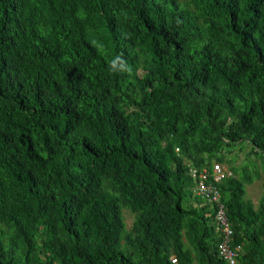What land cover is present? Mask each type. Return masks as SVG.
I'll return each instance as SVG.
<instances>
[{
    "label": "trees",
    "instance_id": "trees-1",
    "mask_svg": "<svg viewBox=\"0 0 264 264\" xmlns=\"http://www.w3.org/2000/svg\"><path fill=\"white\" fill-rule=\"evenodd\" d=\"M240 151L264 176V0H0V264H225L189 169ZM229 170L262 263L264 195Z\"/></svg>",
    "mask_w": 264,
    "mask_h": 264
},
{
    "label": "built area",
    "instance_id": "built-area-1",
    "mask_svg": "<svg viewBox=\"0 0 264 264\" xmlns=\"http://www.w3.org/2000/svg\"><path fill=\"white\" fill-rule=\"evenodd\" d=\"M189 174L195 182L193 192L201 198L203 204H207L214 209L212 217L215 230L220 236V242L217 246L219 257L225 264H240L238 259L241 253V246L233 245V229L227 217L225 205L221 200L220 191L216 185L217 182H220L225 177L226 171L219 163H214L211 171L205 168L191 167ZM171 262L176 263V258L171 257ZM255 264H264V262Z\"/></svg>",
    "mask_w": 264,
    "mask_h": 264
},
{
    "label": "rangeland",
    "instance_id": "rangeland-1",
    "mask_svg": "<svg viewBox=\"0 0 264 264\" xmlns=\"http://www.w3.org/2000/svg\"><path fill=\"white\" fill-rule=\"evenodd\" d=\"M242 146L246 148L247 145H243V143H240V144H237L235 147L242 148ZM244 154H245L244 151L243 152L240 151L238 154V157L236 158L235 153L230 152L229 154L225 155V158L226 160L231 161V163H226V164L219 163V164L225 171H230L229 170V166H230L233 169H239L240 172H242L240 168H242L244 164L248 165V171H246L245 174L253 177V181L250 184H245V192H246L245 197L251 200L254 206L257 207V205L259 204V200L264 195V176L262 174V170L261 172L259 171V173H257L258 170L260 169L259 167H257L256 161H254L251 158L247 159L244 156ZM240 174L241 173H239L238 176H240ZM257 175H258V178H257ZM123 218H124L126 227L128 228L132 224L134 217L130 213V211H128L127 209H124Z\"/></svg>",
    "mask_w": 264,
    "mask_h": 264
},
{
    "label": "clouds",
    "instance_id": "clouds-1",
    "mask_svg": "<svg viewBox=\"0 0 264 264\" xmlns=\"http://www.w3.org/2000/svg\"><path fill=\"white\" fill-rule=\"evenodd\" d=\"M116 59H119L121 61L120 69L125 70L127 68L126 62L123 61L122 58H120V57H117ZM110 67H112L113 69L116 68V60L115 59L111 62Z\"/></svg>",
    "mask_w": 264,
    "mask_h": 264
}]
</instances>
